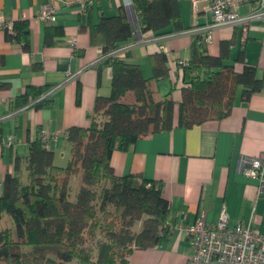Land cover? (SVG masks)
I'll return each instance as SVG.
<instances>
[{"label":"crops","instance_id":"0c3cea01","mask_svg":"<svg viewBox=\"0 0 264 264\" xmlns=\"http://www.w3.org/2000/svg\"><path fill=\"white\" fill-rule=\"evenodd\" d=\"M48 1L0 0V14L17 23L26 22L30 30L28 48L8 41L6 32L0 30V198L5 178L17 173L15 159L26 158L30 142L42 133L53 138L49 147L54 163L65 167L71 155L67 130L72 126L88 128L96 97L111 93V68L101 60V47L92 43L90 26L101 16L116 15L123 0H99L84 9L79 0H53L57 12L53 25L40 19ZM178 5V32L172 26L171 33L158 37L137 33L128 42L137 45L125 55L128 63L139 64L144 77L151 79L152 55L160 52V44L168 50L169 79L151 80L156 101L171 91L174 100H180V61L189 60L195 36L185 32L206 27L213 19L206 1L200 3L197 14L188 0H179ZM253 10V4L247 3L238 12L245 16ZM59 27L64 36L56 37L54 45H45L47 28ZM212 36L209 54L218 56L220 44L231 41L230 64L243 51L246 64L255 67L258 79L263 80L262 89L245 104L242 87L237 88L231 114L224 119L192 128L175 124L171 130L139 140L128 151L113 153L111 165L117 176L162 183L174 220L167 240L151 249H135L128 264H187L193 248L180 227L202 215L216 223L224 210L230 226L253 222L264 231V183L241 174L243 161L264 153V19L220 28ZM157 38L163 40L159 43ZM29 86H48L49 104L38 109L18 108L17 98ZM25 167L23 164L19 176L26 175Z\"/></svg>","mask_w":264,"mask_h":264},{"label":"trees","instance_id":"16d2710c","mask_svg":"<svg viewBox=\"0 0 264 264\" xmlns=\"http://www.w3.org/2000/svg\"><path fill=\"white\" fill-rule=\"evenodd\" d=\"M178 2L133 0L130 7L121 5L116 15L101 16L90 26L91 41L107 56L137 33L158 37L171 33L172 26L178 32ZM15 29V33L5 31L7 40L28 48V24L16 23ZM62 36V27L47 28L44 43L54 45L55 38ZM207 46L194 36L190 58L182 66L179 101L172 91L160 101L154 99L151 80L170 77L169 56L164 52L151 57V79L125 56L103 59L112 72L111 93L96 97L88 128L67 130L71 145L67 165L57 166L53 150L38 136L29 144V155L15 159L17 173L5 178L0 223L7 216L13 226L0 227V264H72L75 260L79 264H128L135 249H151L167 240L174 220L162 183L119 177L111 159L115 151H128L139 140L171 130L175 124L192 128L228 117L239 87L245 104L262 89L263 80L258 79L255 67L246 64L243 51L230 64L231 41L220 44L218 56L210 55ZM49 91L48 86H29L17 98L18 108L48 105L50 98L43 97ZM23 164L25 179L19 176ZM77 176L81 183L73 200L71 183ZM138 224L141 229L135 232ZM96 232L103 240L97 242L94 256L85 243Z\"/></svg>","mask_w":264,"mask_h":264},{"label":"built area","instance_id":"2783aa9c","mask_svg":"<svg viewBox=\"0 0 264 264\" xmlns=\"http://www.w3.org/2000/svg\"><path fill=\"white\" fill-rule=\"evenodd\" d=\"M99 0H79L83 9ZM192 4L193 13L197 14L199 5L208 2L212 13V23L203 28H195L185 33L200 36L201 40L209 44L212 41L214 30L227 26H245L252 20L264 19V0H188ZM124 7H130L133 0H123ZM252 3L254 10L248 15H240V8ZM40 19L45 23H55L57 12L53 0H49L42 7ZM16 21L0 14V30L15 33ZM140 29H137V32ZM162 38H157L161 42ZM136 42L120 47L107 56L124 57L135 46ZM159 50L168 54V50L160 44ZM107 56L102 55L101 60ZM170 57V56H169ZM182 66L186 62L180 61ZM44 96L43 98L47 97ZM28 107V106H27ZM39 138L47 142L53 139L47 134H40ZM13 139H10V142ZM242 176L264 183V153L251 161H243ZM2 183L0 182V188ZM192 244V254L187 264H264V231H261L253 222L229 224V215L222 211L218 222H209L205 215L200 216L194 223L180 227Z\"/></svg>","mask_w":264,"mask_h":264},{"label":"rangeland","instance_id":"374dc122","mask_svg":"<svg viewBox=\"0 0 264 264\" xmlns=\"http://www.w3.org/2000/svg\"><path fill=\"white\" fill-rule=\"evenodd\" d=\"M25 175V174H24ZM21 178L22 179H25L26 178V175L24 176V177H22L21 176ZM78 178H80V177H75L74 178V181L71 183L72 184V190H73V192H72V194H73V196H72V199L73 200H75V194H76V192H77V187L80 185V180L78 179ZM11 226H13V222H12V220L9 218V217H7L6 216V219L5 220H3L1 223H0V227L1 228H4V227H7V228H9V227H11ZM140 229H141V224H138L135 228H134V231L135 232H138V231H140ZM100 240H103V237H102V235H100L99 234V232H96L95 233V236L93 237L92 235L91 236H89L88 238H87V241H86V243H85V247H86V249H87V251H89V252H92V255H96L97 254V245H98V241H100ZM94 259V258H93ZM72 264H79L78 262H77V260H75V262H73Z\"/></svg>","mask_w":264,"mask_h":264}]
</instances>
